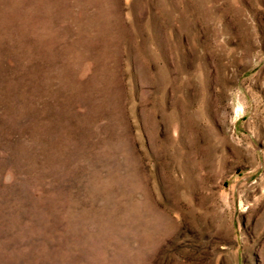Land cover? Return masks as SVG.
<instances>
[{
	"label": "rangeland",
	"instance_id": "374dc122",
	"mask_svg": "<svg viewBox=\"0 0 264 264\" xmlns=\"http://www.w3.org/2000/svg\"><path fill=\"white\" fill-rule=\"evenodd\" d=\"M0 264H264V0H0Z\"/></svg>",
	"mask_w": 264,
	"mask_h": 264
}]
</instances>
